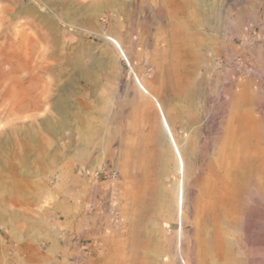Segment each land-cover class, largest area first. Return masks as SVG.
Listing matches in <instances>:
<instances>
[{"label":"rangeland","instance_id":"obj_1","mask_svg":"<svg viewBox=\"0 0 264 264\" xmlns=\"http://www.w3.org/2000/svg\"><path fill=\"white\" fill-rule=\"evenodd\" d=\"M0 264H264V0H0Z\"/></svg>","mask_w":264,"mask_h":264},{"label":"bare ground","instance_id":"obj_2","mask_svg":"<svg viewBox=\"0 0 264 264\" xmlns=\"http://www.w3.org/2000/svg\"><path fill=\"white\" fill-rule=\"evenodd\" d=\"M109 41L112 42V43H115L118 48H119V52L121 54V56L125 57V52L124 50L122 49L121 45L113 40L109 38ZM126 60V59H125ZM127 61V60H126ZM139 86L144 89V91H146V89L143 87V85L141 83H139ZM147 92V91H146ZM172 146L174 147V149L176 150V153H177V157L179 158L180 160V164L183 165V159H182V156L180 155V152L178 151V145L175 141H173L172 143ZM179 204H183V198H182V195L179 196ZM183 206V205H182ZM178 220H181L183 219L182 216H183V208H181L180 206L177 207L176 211H175V215H174ZM181 223V222H180ZM178 236L181 235V231L178 232L177 234ZM247 253V252H246ZM175 254L177 255L176 257L179 259H183L182 257V254H181V244L180 243H176V250H175ZM249 254V253H248ZM252 254V253H251ZM256 254V253H255ZM254 255V254H253Z\"/></svg>","mask_w":264,"mask_h":264}]
</instances>
